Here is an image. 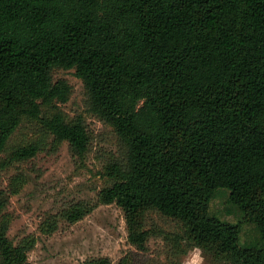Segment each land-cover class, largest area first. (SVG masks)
Returning <instances> with one entry per match:
<instances>
[{
    "label": "trees",
    "instance_id": "1",
    "mask_svg": "<svg viewBox=\"0 0 264 264\" xmlns=\"http://www.w3.org/2000/svg\"><path fill=\"white\" fill-rule=\"evenodd\" d=\"M58 69L75 70L90 113L113 128L123 158L106 166L110 185L97 202L47 215L44 234L116 204L138 250H146L156 213L215 260L264 264V0H0V153L35 122L85 161L91 136L82 117L61 109L73 88L55 79ZM41 149L19 147L11 163ZM20 189L18 182L14 193ZM221 189L256 225L259 242L241 246L243 223L210 215ZM7 205L0 191V216ZM9 228L3 215L0 264H30L36 239L16 245Z\"/></svg>",
    "mask_w": 264,
    "mask_h": 264
},
{
    "label": "rangeland",
    "instance_id": "2",
    "mask_svg": "<svg viewBox=\"0 0 264 264\" xmlns=\"http://www.w3.org/2000/svg\"><path fill=\"white\" fill-rule=\"evenodd\" d=\"M54 77L72 86L71 99L61 109L71 120L82 117L86 121L91 144L81 162L67 142L53 144L51 137L42 134L41 124L26 122L14 134L8 150L0 153V191L8 198L0 217H8L9 237L16 245L29 237L36 239L28 255L30 264H84L100 258H109L112 264L124 259L130 264H227L200 248H191L182 240V225L156 213L147 220L151 234L146 250L136 249L128 239L125 214L116 204L101 205L75 224L61 220L59 229L51 235L41 231L47 215H58L73 203L97 202L100 191L110 185L103 175L106 166L123 158V148L113 128L90 113L85 85L75 70L58 69ZM34 142L42 147L35 158L11 163L13 150ZM18 182L21 189L14 193ZM229 196L228 190L217 191L210 215L233 224L243 223L241 246L259 242L256 225L244 222V214Z\"/></svg>",
    "mask_w": 264,
    "mask_h": 264
}]
</instances>
